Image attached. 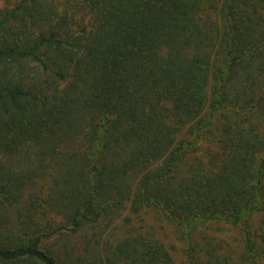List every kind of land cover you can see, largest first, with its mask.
<instances>
[{
    "label": "trees",
    "instance_id": "16d2710c",
    "mask_svg": "<svg viewBox=\"0 0 264 264\" xmlns=\"http://www.w3.org/2000/svg\"><path fill=\"white\" fill-rule=\"evenodd\" d=\"M0 264H264V0H0Z\"/></svg>",
    "mask_w": 264,
    "mask_h": 264
}]
</instances>
